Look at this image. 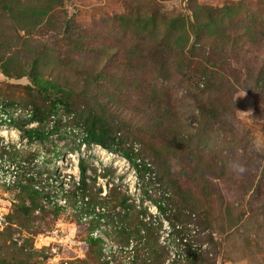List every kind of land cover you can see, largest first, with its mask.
I'll use <instances>...</instances> for the list:
<instances>
[{"label": "rangeland", "instance_id": "374dc122", "mask_svg": "<svg viewBox=\"0 0 264 264\" xmlns=\"http://www.w3.org/2000/svg\"><path fill=\"white\" fill-rule=\"evenodd\" d=\"M0 264H264V0H0Z\"/></svg>", "mask_w": 264, "mask_h": 264}, {"label": "trees", "instance_id": "16d2710c", "mask_svg": "<svg viewBox=\"0 0 264 264\" xmlns=\"http://www.w3.org/2000/svg\"><path fill=\"white\" fill-rule=\"evenodd\" d=\"M56 106H58L57 104H54L53 108H56ZM96 128H94L93 125H91L90 129L87 130V136L88 137H93V142L96 144V145H99V146H103L104 147V139L105 137H107V134L108 132L104 129H100L99 130V135L97 136V138H94L95 135H96ZM38 134V130H32L30 132V135H37ZM126 157H129L128 154H125ZM79 170L81 172L82 175H84L85 173V168L82 166V164L79 166ZM77 206V205H76ZM80 210L79 211V214H84V215H87L91 218V222L95 221L97 219V214H95V209H92L90 207H87L86 209L83 208V207H79ZM133 233V232H132ZM92 240V239H91Z\"/></svg>", "mask_w": 264, "mask_h": 264}, {"label": "clouds", "instance_id": "9594fccd", "mask_svg": "<svg viewBox=\"0 0 264 264\" xmlns=\"http://www.w3.org/2000/svg\"><path fill=\"white\" fill-rule=\"evenodd\" d=\"M239 171L243 172V171H245V169H244L243 167H241V168L239 169Z\"/></svg>", "mask_w": 264, "mask_h": 264}, {"label": "bare ground", "instance_id": "6f19581e", "mask_svg": "<svg viewBox=\"0 0 264 264\" xmlns=\"http://www.w3.org/2000/svg\"><path fill=\"white\" fill-rule=\"evenodd\" d=\"M4 133H8V131L6 130V131H4Z\"/></svg>", "mask_w": 264, "mask_h": 264}]
</instances>
